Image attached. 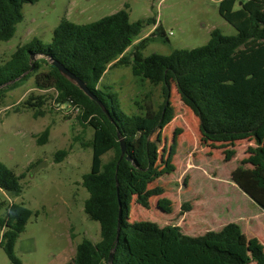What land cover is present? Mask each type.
Wrapping results in <instances>:
<instances>
[{
  "label": "trees",
  "instance_id": "obj_1",
  "mask_svg": "<svg viewBox=\"0 0 264 264\" xmlns=\"http://www.w3.org/2000/svg\"><path fill=\"white\" fill-rule=\"evenodd\" d=\"M35 1L0 0V41L14 35L23 18V3ZM128 7L124 3L123 8L86 23L62 18L49 42L33 37L0 62V97L34 74L38 89L51 88L56 103L77 109L81 124L93 128L91 139L82 142L91 146L92 158L81 184L88 192L84 212L99 222L100 238L83 237L65 264H264V247L233 221L191 235L178 226L170 233V228L152 220H128L129 195L137 192V182L145 185L159 172L151 135L161 125L172 83L198 118L206 139L255 137L258 163L237 165L230 176L264 209V140L257 135L264 124V0H220L218 13L236 29L235 34H224L215 27L204 44L174 48L168 54L144 55L150 42H166L168 37L153 16L131 21ZM155 23L149 34L134 42L145 26ZM54 60L84 81L96 99L62 76ZM110 66H129L140 80L160 85L163 100L159 107L154 108L146 95L139 112H126L111 84L101 80ZM45 99L44 94H30L23 103L35 107L34 115H38L43 113ZM48 134L46 127L38 142L45 143ZM120 138L125 144L123 155ZM66 154V149L56 151L55 161ZM24 176L0 161V189L4 192L20 195ZM162 192L159 185L145 188L137 194V202L148 208L149 198ZM33 213L38 211L12 201L0 217V246L11 264H23L14 249Z\"/></svg>",
  "mask_w": 264,
  "mask_h": 264
},
{
  "label": "rangeland",
  "instance_id": "obj_2",
  "mask_svg": "<svg viewBox=\"0 0 264 264\" xmlns=\"http://www.w3.org/2000/svg\"><path fill=\"white\" fill-rule=\"evenodd\" d=\"M220 0H37L23 3V18L14 35L0 41V62L7 59L16 46L37 37L51 40L53 28L62 18L86 23L123 8L128 3L131 21L153 16L161 23L168 40L156 39L144 49L168 54L174 48H191L204 44L211 29L224 34L236 29L218 13ZM238 2L235 4V8ZM155 24L147 25L134 40L149 34ZM118 93L122 108L139 112L148 99L158 108L163 98L160 85H152L132 74L129 66H110L102 77ZM32 95L44 94L43 113L34 115V108L23 102ZM51 89H38L34 74L8 88L0 97V161L20 179L22 192L12 196L0 189V217L10 202L20 203L33 213L15 244V253L23 264H65L83 238L97 241L100 225L83 209L87 190L81 176L91 166L92 148L82 142L91 139L93 128L82 125L76 111L58 104ZM49 127L45 143L38 138ZM264 140V124L258 129ZM158 151V174L147 184L137 182V192L129 195L128 220H152L172 229L196 235L217 230L227 222L240 225L249 239L264 247V209H261L232 180L237 165L253 167L255 137L248 135L229 141H212L200 132L198 118L186 106L174 84H171L168 105L161 125L151 135ZM66 149L67 154L55 161L54 154ZM108 153L102 158H107ZM43 165L32 169L38 163ZM35 163V164H34ZM45 163V164H44ZM34 164V166H30ZM34 170V171H33ZM159 185L163 192L149 198V207L137 202L143 189ZM2 228H0V235ZM0 264H11L0 246Z\"/></svg>",
  "mask_w": 264,
  "mask_h": 264
},
{
  "label": "water",
  "instance_id": "obj_3",
  "mask_svg": "<svg viewBox=\"0 0 264 264\" xmlns=\"http://www.w3.org/2000/svg\"><path fill=\"white\" fill-rule=\"evenodd\" d=\"M52 63L57 67L59 73L64 76L67 80H69L71 83L77 85L85 94H87L89 97L96 99L95 95L88 89V87L86 86L85 82L82 81L80 78H78L74 73H72L70 70H68L66 67H64V65L56 60L52 61ZM100 103V102H99ZM100 105L102 106V108L106 111V109L104 108V106L100 103ZM120 148H121V155H123L124 150H125V144H124V140L122 138H120ZM127 158L129 159L130 157L127 156ZM45 164V163H44ZM43 162L38 163L37 165H35L32 169H37L38 167L42 166ZM34 171V170H33ZM111 256V254H110Z\"/></svg>",
  "mask_w": 264,
  "mask_h": 264
},
{
  "label": "crops",
  "instance_id": "obj_4",
  "mask_svg": "<svg viewBox=\"0 0 264 264\" xmlns=\"http://www.w3.org/2000/svg\"><path fill=\"white\" fill-rule=\"evenodd\" d=\"M69 240H70V246H71V251H72V256H73V254H74V249H73V244H72V239H71V237H70V235H69Z\"/></svg>",
  "mask_w": 264,
  "mask_h": 264
},
{
  "label": "built area",
  "instance_id": "obj_5",
  "mask_svg": "<svg viewBox=\"0 0 264 264\" xmlns=\"http://www.w3.org/2000/svg\"><path fill=\"white\" fill-rule=\"evenodd\" d=\"M75 111H77V109H75Z\"/></svg>",
  "mask_w": 264,
  "mask_h": 264
}]
</instances>
